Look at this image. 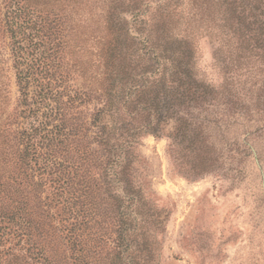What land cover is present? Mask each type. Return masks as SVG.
<instances>
[{
	"label": "trees",
	"instance_id": "16d2710c",
	"mask_svg": "<svg viewBox=\"0 0 264 264\" xmlns=\"http://www.w3.org/2000/svg\"><path fill=\"white\" fill-rule=\"evenodd\" d=\"M128 1L139 27L164 39L136 44L119 20L124 0H83L93 9L84 12L72 0H0V47H8L0 58V92L10 78L2 63L17 91L0 125V220L12 226L0 238V264H116L129 231L124 202L143 199L133 183L141 136L168 137L197 176L215 163L204 110L244 98L253 101L252 110L233 105L244 113L223 108L225 115H244L249 129L259 126L264 84L258 78L248 88L242 84L248 78L237 80L242 86L235 94L218 97L216 88L196 79L190 41L164 28L178 16L175 7L161 5L153 18L142 0ZM230 4L229 28L240 30L249 58L264 62V0ZM96 16L101 28L95 31L104 38L101 84L76 88L66 56L71 31ZM173 36L180 37L175 44ZM48 202L58 210L49 211Z\"/></svg>",
	"mask_w": 264,
	"mask_h": 264
},
{
	"label": "rangeland",
	"instance_id": "374dc122",
	"mask_svg": "<svg viewBox=\"0 0 264 264\" xmlns=\"http://www.w3.org/2000/svg\"><path fill=\"white\" fill-rule=\"evenodd\" d=\"M142 1L153 18L158 16L161 5L175 7L173 12L178 16H172V21L166 19L164 28L169 34H183L181 38L190 41L192 71L196 79L216 88L218 97L232 96L238 85L245 84L248 88L257 78L258 86L264 84V62L249 58L247 46L241 43L240 30L229 28L231 0ZM72 2L77 12L92 9L83 0ZM128 2L124 0L119 14L128 36L136 44L164 39L139 27ZM139 12L144 13V8ZM91 21L71 31L66 56L73 85L97 90L101 84L99 46L104 38L96 32L101 28L98 16ZM173 37L175 44L180 37ZM7 49V45L0 47L2 60ZM1 66L10 78L4 79L0 92V125L4 117L8 120L17 95L13 72L8 64ZM231 78L237 84L230 82ZM245 78L249 82L237 81ZM255 87L251 90H256ZM242 101L203 111L204 133L215 147V163L209 172L194 175L190 167L193 162L183 165L186 158L179 150L177 153L170 149V139L164 135L148 133L138 139L133 183L143 199L139 204L124 202L129 231L116 264H264V104L262 115L259 113L257 117L259 126L249 129L246 119H242L244 115L231 112L229 120L223 111L230 108L244 113L233 106L241 104L252 110L249 105L253 101L244 98ZM90 106L87 103L84 108ZM46 191L48 194L51 188ZM116 191L125 196L120 184L116 185ZM52 194L51 191L49 196ZM34 205L31 203V208ZM49 208L58 210L51 203ZM158 213L161 217L156 219ZM11 227L8 220H0V238Z\"/></svg>",
	"mask_w": 264,
	"mask_h": 264
}]
</instances>
